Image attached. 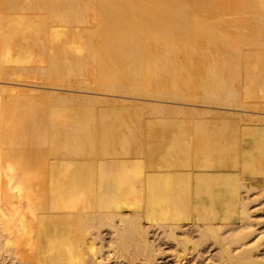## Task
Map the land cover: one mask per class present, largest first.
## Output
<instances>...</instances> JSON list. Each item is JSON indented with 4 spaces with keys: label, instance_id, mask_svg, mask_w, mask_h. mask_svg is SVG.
<instances>
[{
    "label": "bare ground",
    "instance_id": "obj_1",
    "mask_svg": "<svg viewBox=\"0 0 264 264\" xmlns=\"http://www.w3.org/2000/svg\"><path fill=\"white\" fill-rule=\"evenodd\" d=\"M257 201L264 0H0V264H264Z\"/></svg>",
    "mask_w": 264,
    "mask_h": 264
},
{
    "label": "rangeland",
    "instance_id": "obj_2",
    "mask_svg": "<svg viewBox=\"0 0 264 264\" xmlns=\"http://www.w3.org/2000/svg\"><path fill=\"white\" fill-rule=\"evenodd\" d=\"M207 41V39L206 38H204V37H197L196 38V42H197V44H203V45H206V42ZM200 48V46H198V49ZM209 63H210V59H209V57L207 56V55H204V54H200V53H192V57H191V59H190V61H189V65H188V72L186 71H184L183 72V74H185V75H187V78L189 79V86H190V88H191V95L193 96V97H195V98H198V97H200L201 95H202V91H203V87H204V83H205V81L207 80V78H208V70H209ZM187 73V74H186ZM40 79H37V81H39ZM59 90H61V89H59ZM72 93H82L80 90H76V89H74V90H72L71 91ZM253 203H257L256 205H254V204H252V205H254V209H257L258 208V210H256L257 212H256V214H257V218H258V220L260 221V224L258 223L255 227L257 228V230H256V232H258V230L260 231V229H264V202H261L260 204H262V206H260V204H258V201L257 202H253ZM258 206H260V207H258ZM256 207V208H255ZM263 215V216H262ZM261 216V217H260ZM263 221V222H262ZM261 225H262V227H261ZM107 238H108V235H107ZM263 240V244H264V239H262ZM165 244V243H164ZM162 244V247L163 248H166L167 246L170 248L171 247V245H167V244ZM263 244H261L260 245V247H259V250H260V253L262 252H264V245ZM167 247V248H168ZM263 247V248H262ZM166 248V250H167V252H170V253H166L165 254V257L166 258H164V257H162V258H158L157 259V262H156V260H155V262H154V264H174V262L173 263H171L172 262V257H171V249L170 250H168ZM172 248V247H171ZM209 249V248H208ZM210 249L211 250H209L210 252H208L207 253V256H209V254H210V256H212L211 254H213V248L212 247H210ZM165 250V249H164ZM195 253V252H194ZM261 253V254H262ZM196 254V253H195ZM195 254H191V255H188V257H187V260H184L183 262L184 263H182V264H199L200 262V264H205V262L208 260V258L206 259V260H204V259H202V258H199V256H195ZM264 254V253H263ZM170 255V256H169ZM205 255H206V253H205ZM194 256V257H193ZM209 256V257H210ZM168 257V258H167ZM190 258V259H189ZM194 258H195V260H194ZM163 259V260H162ZM201 259V260H200ZM162 260V261H161ZM205 261V262H204ZM199 262V263H198ZM207 263V262H206ZM112 264V263H111ZM124 264V263H123ZM125 264H127V263H125ZM208 264V263H207Z\"/></svg>",
    "mask_w": 264,
    "mask_h": 264
}]
</instances>
